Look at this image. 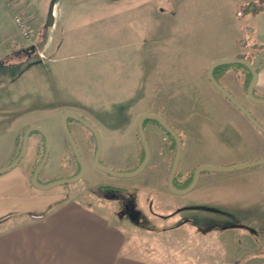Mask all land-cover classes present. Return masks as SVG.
I'll list each match as a JSON object with an SVG mask.
<instances>
[{
    "label": "rangeland",
    "instance_id": "374dc122",
    "mask_svg": "<svg viewBox=\"0 0 264 264\" xmlns=\"http://www.w3.org/2000/svg\"><path fill=\"white\" fill-rule=\"evenodd\" d=\"M69 1L65 6L76 9L58 4L64 21L55 27L48 25L53 0H0V125L12 127H0V169L13 162L12 150L15 160L24 130L39 126L52 141L40 181L48 175L53 182L75 177L62 127L67 113L97 130L106 166H135L144 114L159 115L183 138L181 179L201 166L264 159V135L208 79L217 61L244 54L253 56L255 66L264 63V12L255 15L262 0H113L109 10L100 0ZM15 14L26 21L30 39L20 36ZM237 77L228 71L221 84L264 126V105L248 99ZM70 127L86 167L82 184L91 192L118 186L103 194L127 203H118L116 219L139 251L125 252L163 264H264V165L203 172L193 191L178 195L168 187L170 141L154 124L145 130L151 160L146 172L113 181L94 163L93 132L80 122ZM43 145L40 135L30 138L24 158L8 175L34 170ZM53 189L84 190L81 183ZM172 204L184 211L169 219Z\"/></svg>",
    "mask_w": 264,
    "mask_h": 264
},
{
    "label": "crops",
    "instance_id": "0c3cea01",
    "mask_svg": "<svg viewBox=\"0 0 264 264\" xmlns=\"http://www.w3.org/2000/svg\"><path fill=\"white\" fill-rule=\"evenodd\" d=\"M69 2L55 0L53 26L57 27L60 20L64 21L63 12L57 15V5L64 8ZM99 2L101 8L106 10L114 7L113 0ZM92 4L90 2L88 7H92ZM229 72L238 76L234 70ZM254 93L264 97V66L258 73ZM0 127L1 130L12 131L11 125ZM12 156L13 150L9 158L11 162ZM136 157L138 159L132 169H129L130 165L117 168L107 166L116 172H131L138 165L140 150ZM170 161L166 163L169 167ZM75 169L73 174L77 171L76 166ZM32 172L31 168H26L14 173V177L8 173L0 176V264H163L158 259L140 256L136 251H124L126 248L139 251V248L128 244L118 226V203L122 201L123 208L127 204L119 196H105L104 190L91 192L82 184V179L76 183H81L83 192L65 193L53 188L42 190L31 183ZM109 176V181H113L112 177L114 180L124 177ZM55 179L54 175H48L40 183L46 185ZM120 188L127 189L124 186ZM172 206L171 211L174 209L175 212L167 214L169 219L179 217L184 211L183 207ZM132 208L131 205L130 210ZM161 259L169 263L168 259Z\"/></svg>",
    "mask_w": 264,
    "mask_h": 264
},
{
    "label": "water",
    "instance_id": "95a60500",
    "mask_svg": "<svg viewBox=\"0 0 264 264\" xmlns=\"http://www.w3.org/2000/svg\"><path fill=\"white\" fill-rule=\"evenodd\" d=\"M54 4H55V0H53V2H52L51 16L48 20L49 26L54 25V17H53ZM235 64L244 65L251 70L252 75H253V80L248 87L247 97L254 104H263L264 105V99L257 98L254 95V90H255V87H256V84L258 81V73H257L256 69L254 68V66L245 60L229 59V60H221V61L214 62L209 67L208 79H209L210 83L213 85V87L218 92H220L229 102H231L245 116V118L248 119V121L256 129H258L262 134H264V126L261 125L254 118V116L249 112V110L242 103H240L232 94H230L229 91H227L220 83H218L214 77V71L216 70V68L221 67V66H225V65H235ZM69 119L80 122L84 126L88 127V129H90V131H92L93 134L95 135V137L97 138V152H96L95 159H94L95 165L99 169H101V170H103L109 174H114V175L116 174V175L124 176V177H134V176L139 175L144 170V168L147 166V164L149 162L150 150H149V145L147 142L146 134H145V131L143 128L145 121L152 120V121H157L158 123H160L161 126H163L165 129H167L172 134V136L174 137V139L176 140V143H177L176 156L174 159L173 167H172L170 175H169L168 187H169V190L171 192L178 194V195H186V194H189L191 191H193L197 185L199 176L203 172H207V171L208 172H231V171H236V170H240V169H250L252 167L264 165V159H262V160H258L256 162L243 164L240 166H232V167H224V168H219V167H214V166H201V167L197 168V170L195 171L193 182L191 183V185L188 188H186L184 190L177 189L174 186V180H175V175H176V172L178 170L179 161H180L181 154H182V142L178 138L176 132L165 122V120L162 117H160L159 115H155V114H144V115L140 116V118L138 120V130H139V134L141 137V142H142L144 150H145L144 161L142 162V164L140 165V167L136 171H134L130 174L115 173L112 169H110L109 167H107L101 163L102 145H101V141H100V136H99L97 130L94 128V126H92L88 121L84 120L83 118H81L77 115L67 113L63 117L62 127H63V131H64L65 135L67 136V138L71 144V147H72L73 152H74V156L76 157V160L78 161V163L81 166V170L77 176L71 178L70 180H60V181L52 182V183H49L46 185H43L39 182V175L49 160V156H50V152H51V148H52V141H51L49 134L47 133V131L45 129H43L39 126H32L26 131V133L23 137L22 147H21V151H20L19 156L15 160H13V162L9 166L0 169V175L5 174V173L13 170L21 162V160L24 158V156L26 154L28 143H29L31 135L34 132H38L44 136L45 141H46L45 142L46 147H45L43 159H42L41 163L39 164V166L34 171V174L32 177V184L39 189L46 190V189H52V188L60 186V185H68V184L76 183L79 180H81L85 174L86 167H85L80 149L78 147V144H77L72 132L70 131L69 124H68Z\"/></svg>",
    "mask_w": 264,
    "mask_h": 264
},
{
    "label": "trees",
    "instance_id": "16d2710c",
    "mask_svg": "<svg viewBox=\"0 0 264 264\" xmlns=\"http://www.w3.org/2000/svg\"><path fill=\"white\" fill-rule=\"evenodd\" d=\"M264 2V0H262ZM253 6L250 5L248 9H252ZM264 12V6H261L257 11L255 10V15H258L260 13ZM238 45L239 46H243L244 45V41L243 40H238ZM236 59L238 60H245L249 63H251L254 68L256 69L257 73H259L260 69L264 66V63H262L261 65L259 66H255L254 64V61H253V56L251 57H247L245 56L244 54H242L240 57H236ZM230 70H234L237 74H238V77L240 78L241 77V80L243 81L242 83V86H243V91L244 93H247V90H248V87L249 85L251 84L252 80H253V75H252V72L249 68H247L246 66L244 65H241V64H235V65H225V66H221V67H218L216 68V70L214 71V77L216 79V81L218 83L221 84V79L225 76V74L230 71ZM222 85V84H221ZM223 86V85H222ZM231 94V93H230ZM77 121H74L72 119H69L68 121V124H69V128H70V131H71V127H70V124L71 123H76ZM78 123V122H77ZM149 124H154L155 126L159 127L163 132L164 134L166 135V137L169 139L170 141V149L172 151V158H171V162H170V172H171V169L173 167V163H174V159H175V156H176V150H177V145H176V141L175 139L173 138V136L171 135V133L165 129L163 126L160 125V123H158L157 121H152V120H147L145 121L144 123V130H146V127L149 125ZM168 124V123H167ZM169 125V124H168ZM30 127L26 128L24 130V132L22 133V141H21V144H20V147H19V151H18V154L17 156L15 157V159L19 156L20 154V151H21V147H22V142H23V137L26 133V131L29 129ZM34 135H40L42 137V140H43V148H42V151L41 153H39V158L37 160V164L35 166V169L34 171L36 170V168L39 166V164L41 163L42 159H43V156H44V152H45V138L44 136L41 134V133H38V132H34L30 138H32ZM264 135V134H263ZM179 136V135H178ZM137 137L139 139V145H140V162H139V165L134 168V170H136L143 162L144 158H145V150H144V147H143V144L141 142V137H140V134H139V131L137 129ZM67 138V137H66ZM180 140L182 141L183 143V138L180 137ZM68 140V138H67ZM68 143L71 147V144L68 140ZM97 145V144H96ZM95 145V147H96ZM72 149V148H71ZM97 150V147L95 148V151ZM72 152H73V149H72ZM73 155H74V152H73ZM74 159L76 161V164H77V172L76 174H74V176H76L80 170H81V166L80 164L78 163V161L76 160V157L74 156ZM197 170L196 169H193L192 171H190L188 173V175L184 178V179H181V174L180 173H177L176 174V177H175V180H174V186L177 188V189H180V190H184L186 188H188L191 183L193 182V179H194V174H195V171ZM33 173L32 172V175H31V179L33 177ZM170 174V173H169ZM169 179V177H168ZM32 182V180H31ZM53 182V181H52ZM51 183V182H49ZM103 189H109V187H104V188H100V191H102Z\"/></svg>",
    "mask_w": 264,
    "mask_h": 264
},
{
    "label": "built area",
    "instance_id": "2783aa9c",
    "mask_svg": "<svg viewBox=\"0 0 264 264\" xmlns=\"http://www.w3.org/2000/svg\"><path fill=\"white\" fill-rule=\"evenodd\" d=\"M13 21L22 38L30 39L32 37V31L22 16L15 14L13 16Z\"/></svg>",
    "mask_w": 264,
    "mask_h": 264
},
{
    "label": "flooded vegetation",
    "instance_id": "af4514ba",
    "mask_svg": "<svg viewBox=\"0 0 264 264\" xmlns=\"http://www.w3.org/2000/svg\"><path fill=\"white\" fill-rule=\"evenodd\" d=\"M29 52H30V51H29ZM254 95H255V93H254ZM83 119H84V118H83ZM84 120H85V119H84ZM169 126H170V125H169ZM170 127H171V126H170ZM143 128H144V125H143ZM158 128H159V127H158ZM171 128H172V127H171ZM172 129H173V128H172ZM89 130H90V129H89ZM160 130H161V129H160ZM173 130H174V129H173ZM138 131H139V130H138ZM144 131H145V130H144ZM161 131H162V130H161ZM174 131H175V130H174ZM162 132H163V131H162ZM175 132H176V131H175ZM163 133H164V132H163ZM176 134H177V136L179 135V133H177V132H176ZM171 135H172V134H171ZM94 136H95V135H94ZM94 138H95V137H94ZM173 138H174V137H173ZM178 138H179V136H178ZM179 139H180V138H179ZM175 141H176V140H175ZM180 141H181V140H180ZM181 142H182V141H181ZM96 144H97V142H96ZM182 144H183V143H182ZM176 145H177V143H176ZM96 147H97V145H96ZM96 147H95V148H96ZM169 151L172 153V151H171V149H170V142H169ZM96 152H97V150H96V151L94 150V159H95ZM73 156H74V155H73ZM74 161H75V159H74ZM143 161H144V160H143ZM75 162H76V161H75ZM139 162H140V157H139ZM139 162H138V165H139ZM149 162H150V159H149ZM149 162H148V163H149ZM170 162H171V161H170ZM76 165H77V164H76ZM138 165H137V166H138ZM105 166H106V165H105ZM76 167H77V166H76ZM107 167H108V166H107ZM77 168H78V167H77ZM109 168H110V167H109ZM110 169H112V168H110ZM112 170H113V169H112ZM113 171H114V170H113ZM132 171H135V170H132ZM132 171H131V172H132ZM76 172H77V171H76ZM104 172H105V171H104ZM114 172H115V173H121V172H116V171H114ZM106 173H107V172H106ZM177 173H178V172H176V174H177ZM75 174H76V173H75ZM107 174H108V175H112V176H119V175H116V174H115V175H114V174H109V173H107ZM175 177H176V175H175ZM53 181H55V180H53ZM51 182H52V181H51ZM104 187H109V189H110V188H112V189H113V188H117L116 186H112V185H111V186H107V185H106V186H102L101 188H104ZM103 190H108V189H103ZM127 214H128V213H127Z\"/></svg>",
    "mask_w": 264,
    "mask_h": 264
}]
</instances>
